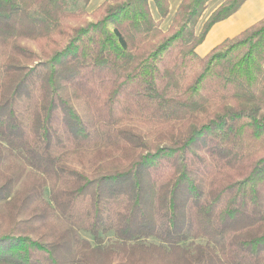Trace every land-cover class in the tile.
<instances>
[{
	"label": "trees",
	"instance_id": "obj_1",
	"mask_svg": "<svg viewBox=\"0 0 264 264\" xmlns=\"http://www.w3.org/2000/svg\"><path fill=\"white\" fill-rule=\"evenodd\" d=\"M209 1L0 0V264H264V18L202 57Z\"/></svg>",
	"mask_w": 264,
	"mask_h": 264
},
{
	"label": "crops",
	"instance_id": "obj_2",
	"mask_svg": "<svg viewBox=\"0 0 264 264\" xmlns=\"http://www.w3.org/2000/svg\"><path fill=\"white\" fill-rule=\"evenodd\" d=\"M225 0H210L208 6L202 15L198 24L200 31L203 23L207 20L210 14L216 10ZM181 0H170L171 10L163 24L169 26L172 17L180 4ZM99 5V4H98ZM97 5V6H98ZM93 6V0L90 2ZM264 18V0H246L240 9L222 21L215 23L209 30L205 40L197 47V52L204 57L209 54L216 46L227 39L233 38L246 29Z\"/></svg>",
	"mask_w": 264,
	"mask_h": 264
},
{
	"label": "rangeland",
	"instance_id": "obj_3",
	"mask_svg": "<svg viewBox=\"0 0 264 264\" xmlns=\"http://www.w3.org/2000/svg\"><path fill=\"white\" fill-rule=\"evenodd\" d=\"M106 0H93V6L89 5L86 7L87 14L81 18H68L64 21L65 28L67 30L71 29L73 26L79 25V24H84L87 21L90 20H99L103 17L104 11L101 7L102 3ZM99 4V5H98ZM98 5V6H97ZM157 17V16H156ZM167 24H163V28H167ZM65 34V33H64ZM61 34L57 32L51 39L50 41L46 40H41V41H34V40H24V43L28 45L29 47L35 49L37 53L40 55V57H46L48 54L52 52V50L56 47H61L63 46L66 41L67 37L66 35ZM46 194L48 195L49 192L48 190L46 191ZM46 195V196H47ZM80 235L89 240L91 243H95L94 238L92 235L88 232L81 231ZM103 243L104 244H112L113 242L116 241V237L113 232H109L106 234L102 235ZM147 242L149 243H158L156 239H150ZM203 243L204 240H197V241H188L186 244L192 245V243Z\"/></svg>",
	"mask_w": 264,
	"mask_h": 264
}]
</instances>
